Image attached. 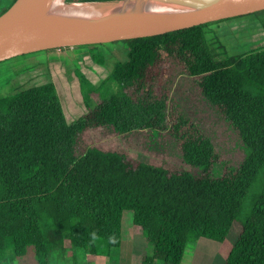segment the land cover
<instances>
[{
	"label": "trees",
	"instance_id": "1",
	"mask_svg": "<svg viewBox=\"0 0 264 264\" xmlns=\"http://www.w3.org/2000/svg\"><path fill=\"white\" fill-rule=\"evenodd\" d=\"M251 15L264 10L112 42L129 48L109 76L117 91L95 106L87 104V114L71 123L54 82L1 96L0 262L10 250L20 258L30 247L38 264H49L52 256L65 261L70 248L109 257L127 245L124 215L131 212L132 235L152 248L143 264H181L188 243L203 238L223 243L232 235L224 264H264V184L254 191L264 180V48L236 53L213 33L223 55L219 60L208 42L213 24ZM261 24L264 28V19ZM104 45L81 47L97 49L92 58L104 64L107 55L99 48ZM173 73L190 79L233 130L246 153L238 167L225 161L198 122L169 102L166 82ZM77 77L88 89L86 97L103 85L95 87L81 71ZM100 128L117 135L168 132L187 168L201 174L85 145L84 134ZM221 163L223 174L214 177Z\"/></svg>",
	"mask_w": 264,
	"mask_h": 264
},
{
	"label": "rangeland",
	"instance_id": "2",
	"mask_svg": "<svg viewBox=\"0 0 264 264\" xmlns=\"http://www.w3.org/2000/svg\"><path fill=\"white\" fill-rule=\"evenodd\" d=\"M76 1L89 2L83 0ZM94 3L104 4V2L98 1H94ZM263 19L264 15H251L213 24L209 29L212 30L208 34V42L214 56L219 60L223 59L221 50L217 46L215 35L221 39L228 49H232L231 51H235L236 53L264 48V28L261 24ZM99 48L107 55L104 64H99L92 58V53L96 52L97 49L90 50L89 48H83L81 46L70 48L71 50L65 49V54L72 57L70 59L73 65H68L67 69L66 66L61 68L66 71L62 74V77H64L62 80L55 79L52 74L54 66L49 62L45 55L46 53H43V51L16 57V59L7 60V62L4 61L2 63L3 69H1L0 78L3 75L5 79L0 82L8 78L10 80L12 77L13 79L7 85H0V97L16 94L32 86L46 84L47 82L56 80L59 84L58 93L67 121L69 123L74 122L87 114L89 110L88 106H86L87 104L95 106L98 101H101L102 97H109L117 91L116 83L109 81V76L114 70L116 63L127 59L129 48L126 44L122 43H107L103 48ZM74 57L75 59H73ZM62 59L66 60L64 58ZM5 66H7L6 70L4 68ZM43 69L45 72L44 78L39 76L40 74L38 73ZM80 71L95 87L103 84L98 91H95L89 97H86L88 89L81 87L77 77ZM32 74H35V76L30 80L29 77ZM36 74L39 78L36 77ZM103 82L106 83L104 84ZM166 84L170 88L169 102L177 104L182 113L198 122L204 131L214 138L219 149H222L221 153L225 161L234 168L238 167L243 162L246 154L241 142L233 130L216 114L214 109L197 95L193 82L186 78V76H177L173 73L170 76L169 82L167 80ZM83 139L85 145L86 143L87 145L96 144L104 151L125 153L147 164L163 166L174 170H189L192 171V175L195 177L201 174V171L199 172L198 169L192 170L187 168L181 159L175 142L172 141L168 132L160 135L153 130H145L135 131L127 135H117L110 129L100 128L85 133ZM223 171L224 164H218L213 170V176L221 177ZM259 180L254 186V191L259 190L262 184H264V180ZM253 194L252 192L248 195L241 218L247 213L250 204L249 199L252 198ZM133 218L134 216L131 212H127L124 215V236L127 238L126 248H128V243L132 244L134 242L131 232ZM239 222L240 220L236 222L235 229L240 225ZM233 241V235L223 243L205 238L200 239L197 241L198 246L195 252L191 249L192 245L187 247L186 256L188 263L189 260L191 262L193 260V264H224L233 245ZM135 245L139 248L140 243L136 242ZM146 246V254H151V246L148 243ZM126 248L125 251L127 250ZM7 253L6 258L1 264H38L33 247L28 249L26 256L20 258H13L11 254L13 253L12 250ZM72 253L75 254L77 260H84L85 263L88 260H98L101 257L93 256L82 249L70 248L67 253V264L74 262ZM49 264H64V262L58 258L56 259V256H52ZM73 264L77 263L75 262ZM183 264H187L186 261Z\"/></svg>",
	"mask_w": 264,
	"mask_h": 264
},
{
	"label": "water",
	"instance_id": "3",
	"mask_svg": "<svg viewBox=\"0 0 264 264\" xmlns=\"http://www.w3.org/2000/svg\"><path fill=\"white\" fill-rule=\"evenodd\" d=\"M121 1L173 4L186 6L188 11L167 15L103 16L95 20L49 19L44 12L51 0H16L0 16V62L52 49L158 36L264 10V0H206L203 3H197V0L98 2Z\"/></svg>",
	"mask_w": 264,
	"mask_h": 264
},
{
	"label": "bare ground",
	"instance_id": "4",
	"mask_svg": "<svg viewBox=\"0 0 264 264\" xmlns=\"http://www.w3.org/2000/svg\"><path fill=\"white\" fill-rule=\"evenodd\" d=\"M206 0H197L203 3ZM186 6L173 4H155L148 2L121 1L115 3L94 4L91 2L74 3L67 0H51L44 15L49 19L95 20L103 16L121 15H167L185 13Z\"/></svg>",
	"mask_w": 264,
	"mask_h": 264
},
{
	"label": "crops",
	"instance_id": "5",
	"mask_svg": "<svg viewBox=\"0 0 264 264\" xmlns=\"http://www.w3.org/2000/svg\"><path fill=\"white\" fill-rule=\"evenodd\" d=\"M15 1L16 0H0V16L6 10H8L14 4ZM83 48H86V47H83ZM65 49H70V48L52 49V50L43 51V53H46L45 55L47 56V59L49 60V62L52 64V66H54L52 74L54 75L55 79H57V80H62L64 78V77H62V74H63V72H66V71L61 69V68H63V66H66V69H67L68 65H73L71 62L72 57H69L67 54H65ZM78 57H79V55H78ZM62 58L66 59V60H63ZM73 59H75V57ZM8 61H10V60H8ZM2 63H4V62H0V64H1L0 65V72H1V69H3ZM4 68L6 70L7 66H5ZM74 71H75V69H74ZM38 73L40 74L39 76L44 78V74H45L44 69ZM37 74H36V77L38 76ZM33 76H35V74H32L29 77V79L32 80L34 78ZM37 78H39V77H37ZM4 79L5 78L2 75L0 78V81L4 80ZM12 79H13V77L10 80L8 78L5 81L0 82V85H7L8 83H10L12 81ZM51 82H54L56 87H57V90H59V84L57 83V81L53 80ZM44 83H46V82H44ZM47 83H49V82H47ZM38 85H43V84H38ZM133 236L134 235H132V237ZM133 240H134V242H132V244L128 243V246H127L128 248L125 247L127 249L126 251H125V248L121 249V250L116 249L115 251H118V252L113 251L112 255L109 257L98 256V257H100L99 259L97 258L98 260H91V261L88 260V262H86V263L84 262V260L78 259V264H143L142 263L143 257L147 255L146 254L147 243L145 244L146 240L143 237H136V236L133 237ZM136 242L140 243L139 248L135 245ZM189 245H192L191 249L195 252V250L198 246L197 242L196 243L190 242V243H188L187 247ZM187 247H186V250H187ZM149 249L151 250V248H149ZM144 250H145V252H144ZM186 250H185V254H184V257H183L181 264H183L185 261L187 264H193V260H192V262L189 260V263H188V259L186 256ZM112 256H114V257L112 258ZM66 261H67V259L65 261L63 260L64 264L66 263ZM2 262H0V264ZM73 263L71 262L70 264H73ZM9 264H12V263H9ZM154 264H164V263L162 261H156Z\"/></svg>",
	"mask_w": 264,
	"mask_h": 264
}]
</instances>
